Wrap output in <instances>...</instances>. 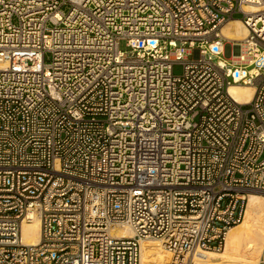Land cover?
Masks as SVG:
<instances>
[{
    "label": "built area",
    "instance_id": "obj_1",
    "mask_svg": "<svg viewBox=\"0 0 264 264\" xmlns=\"http://www.w3.org/2000/svg\"><path fill=\"white\" fill-rule=\"evenodd\" d=\"M234 19L242 39L222 34ZM250 191L264 0H0V264H141L142 239L188 264L223 248Z\"/></svg>",
    "mask_w": 264,
    "mask_h": 264
},
{
    "label": "bare ground",
    "instance_id": "obj_2",
    "mask_svg": "<svg viewBox=\"0 0 264 264\" xmlns=\"http://www.w3.org/2000/svg\"><path fill=\"white\" fill-rule=\"evenodd\" d=\"M222 34L227 38L242 39L247 35V29L239 19H234L223 25ZM228 92L237 101L247 103L254 88L249 84H233ZM238 224L239 228L235 229V225L229 229L220 252L196 250L188 258L191 264H258L264 251V193L248 192L244 216ZM19 231L24 243H37L40 239L39 218L32 216L29 222H22ZM113 232L117 236L133 235L129 227L115 228ZM159 245L156 239L140 240L141 264H170L171 254ZM248 259L252 262H247Z\"/></svg>",
    "mask_w": 264,
    "mask_h": 264
},
{
    "label": "rangeland",
    "instance_id": "obj_3",
    "mask_svg": "<svg viewBox=\"0 0 264 264\" xmlns=\"http://www.w3.org/2000/svg\"><path fill=\"white\" fill-rule=\"evenodd\" d=\"M235 17H240V14H235ZM118 47L120 50H128L129 48L127 47L126 45V40H119V43H118ZM190 57H192V54H190ZM46 62H48V59L46 58ZM182 72V67L181 65H174L173 66V73L174 74H180ZM239 225V224H238ZM236 225L235 226V229L236 228H239V226ZM159 244V243H157ZM160 246V245H159ZM161 247V246H160ZM162 248V247H161ZM220 252V251H219ZM212 253H217V252H212ZM260 260V261H259ZM259 260H258V264H264V251L262 253V255L259 256ZM247 262L251 263L252 260L251 259H248ZM188 264H191V259L188 260ZM254 264V263H252Z\"/></svg>",
    "mask_w": 264,
    "mask_h": 264
}]
</instances>
